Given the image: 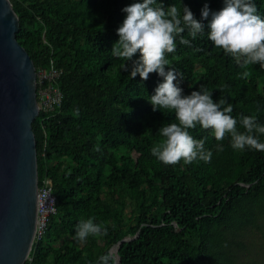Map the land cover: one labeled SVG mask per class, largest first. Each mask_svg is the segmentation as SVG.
I'll list each match as a JSON object with an SVG mask.
<instances>
[{
  "label": "trees",
  "instance_id": "trees-1",
  "mask_svg": "<svg viewBox=\"0 0 264 264\" xmlns=\"http://www.w3.org/2000/svg\"><path fill=\"white\" fill-rule=\"evenodd\" d=\"M9 2L18 18L16 40L35 69L53 64L61 70L59 106L31 123L37 184L50 179L55 212L23 264H97L113 244L136 233L117 244L120 264H240L235 247L242 231L264 222V151L234 150L227 134L217 141L197 125L189 133L204 139L210 162L164 165L151 155L159 128L177 121L173 110L153 111L148 100L162 78L133 79L121 68L125 61L112 55L122 9L133 0ZM157 2L187 6L197 20L205 3L212 11L223 6V0ZM253 3L264 18V0ZM201 22L204 33L196 39L183 34L190 46L177 39L176 50L166 54L183 74L176 83L184 95L207 88L214 102L232 105L238 121L253 115L264 125V67H241L243 58L216 48L207 21ZM245 71L250 76L242 78ZM88 218L105 225L107 235L77 240L76 225Z\"/></svg>",
  "mask_w": 264,
  "mask_h": 264
},
{
  "label": "clouds",
  "instance_id": "clouds-1",
  "mask_svg": "<svg viewBox=\"0 0 264 264\" xmlns=\"http://www.w3.org/2000/svg\"><path fill=\"white\" fill-rule=\"evenodd\" d=\"M122 12L126 15L116 29L119 39L112 46V55L125 61L121 68L133 79L139 75L146 81L151 73L162 78L148 100L153 111L173 110L177 121L159 128L161 139L151 147L152 156L164 165L180 161L185 165L198 160L210 162L212 152L205 149L204 139H195L189 133L197 125L211 129L217 141L224 140L227 134L234 150L264 151V142L259 139L264 135V125L257 123L255 116H241L238 121L231 115L232 105L223 98L214 102L207 88L184 95L176 83L178 77L183 79V74L166 56L176 50L177 39L180 44L190 46L184 32L187 30L194 40L204 33L205 24L201 21H207V36L216 48L226 55L243 58L241 67L255 64L264 67V18L258 14L253 0H223L222 8L217 11H212L205 3L201 20H197L187 6L165 7L157 0H133ZM137 53L139 58L134 59ZM249 76L248 71L242 73V78ZM238 123L243 131L237 127ZM95 151H100L99 146ZM217 151H223V147L218 145ZM107 231L105 225L88 218L76 225L75 238L84 242L89 236H105ZM97 264L118 262L115 253L109 250L98 257Z\"/></svg>",
  "mask_w": 264,
  "mask_h": 264
},
{
  "label": "water",
  "instance_id": "water-1",
  "mask_svg": "<svg viewBox=\"0 0 264 264\" xmlns=\"http://www.w3.org/2000/svg\"><path fill=\"white\" fill-rule=\"evenodd\" d=\"M18 18L0 0V264H23L36 217V148L32 120L38 114L35 67L17 42ZM123 237L117 244L136 238Z\"/></svg>",
  "mask_w": 264,
  "mask_h": 264
},
{
  "label": "built area",
  "instance_id": "built-area-1",
  "mask_svg": "<svg viewBox=\"0 0 264 264\" xmlns=\"http://www.w3.org/2000/svg\"><path fill=\"white\" fill-rule=\"evenodd\" d=\"M61 70L53 64L35 69V97L41 121L48 117L61 102V92L57 84ZM36 217L33 240L39 239L47 225L49 215L55 212V198L51 191V181L43 177L36 188Z\"/></svg>",
  "mask_w": 264,
  "mask_h": 264
},
{
  "label": "rangeland",
  "instance_id": "rangeland-1",
  "mask_svg": "<svg viewBox=\"0 0 264 264\" xmlns=\"http://www.w3.org/2000/svg\"><path fill=\"white\" fill-rule=\"evenodd\" d=\"M124 211L128 213L127 205ZM257 225L244 229L239 237L241 245L235 248L240 264H264V222L259 221Z\"/></svg>",
  "mask_w": 264,
  "mask_h": 264
}]
</instances>
